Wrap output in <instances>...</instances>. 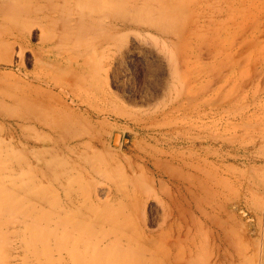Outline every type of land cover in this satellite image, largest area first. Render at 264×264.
Returning a JSON list of instances; mask_svg holds the SVG:
<instances>
[{
  "label": "rangeland",
  "instance_id": "374dc122",
  "mask_svg": "<svg viewBox=\"0 0 264 264\" xmlns=\"http://www.w3.org/2000/svg\"><path fill=\"white\" fill-rule=\"evenodd\" d=\"M3 1L28 25H0V186L31 187L34 249L4 205L0 264H91L69 255L87 232L98 264H159L127 234L163 241L172 205L264 264V0Z\"/></svg>",
  "mask_w": 264,
  "mask_h": 264
},
{
  "label": "bare ground",
  "instance_id": "6f19581e",
  "mask_svg": "<svg viewBox=\"0 0 264 264\" xmlns=\"http://www.w3.org/2000/svg\"><path fill=\"white\" fill-rule=\"evenodd\" d=\"M71 3L73 2L71 1ZM75 5L77 6V4ZM79 13L81 14L82 12L79 11L78 14L77 13L76 14L79 15ZM0 16L4 17L5 19L4 23L0 22V25L2 24L4 26H8V28L12 30H16L17 32L15 33L18 34L17 36H21L20 35L21 31L25 29L28 25L24 18L12 17V15H3L1 14V11H0ZM18 42L23 43L21 37H16L15 42L13 44H17ZM6 50L0 52V55L3 54L6 55L7 54ZM7 55L9 57L10 54ZM54 61H58V57H56ZM47 83L50 87L59 88L63 83V80H60L56 77ZM8 178L10 179V176H8L6 179ZM20 188L21 185L19 186V191L17 192L18 194H15V193H11V191L9 192L8 190L2 189V187L0 186V213L4 205L6 206V212L8 213H14V212L16 213V211L18 210L25 211L22 220L19 218L20 221L17 224V228L19 231L21 230L19 233V237H21L20 239L21 241H23L26 248L28 250H33L34 222L32 221L30 215L31 187H29V185H24L23 189ZM173 206L174 205H172V208L171 206L169 207L162 206L163 220L159 227L160 233L156 235V237L162 238L163 235V241H157L156 238H154V236L148 235L145 230L140 229V232H137L136 230H128L129 233L127 234V237L130 238L132 244L135 245V249H138L143 253H145L146 255H144V257L148 256L147 259H144L145 263L154 262L159 264H226V257H225L226 231L221 221L215 223L209 222L210 226L207 228V231L203 233V235L205 236L202 237L199 235L198 226L195 222L191 221L192 225L188 223H186L185 226L182 225V218L179 215L175 214ZM26 213L29 214H27L26 216ZM18 216L19 214L17 215V218ZM86 234L82 233L79 235V238L75 240L72 248L73 250L70 251L71 253H69V255L72 257V259L77 260L79 263L81 262L89 263L90 261L91 264H98V262L100 261L99 257L101 256L102 252H104L108 247H110V245L106 246L102 250L100 249L101 244H99L101 238L99 240V238L96 235H95L96 237L93 235L94 237L90 236V238H88L89 235ZM105 236H103L102 238L104 239ZM115 240L112 243L116 242L120 244L117 236ZM202 240H204L203 241L204 245L201 242ZM181 242L185 244L178 246V244ZM185 245L186 248H184ZM118 249L123 253H127L130 250H133L132 246L127 250H124V249H120L119 245H118ZM180 249H182V252ZM180 253H182L181 257H180ZM128 260L129 258L125 256L118 258L116 262L118 261L117 264H130L127 263ZM105 264H109V263L105 262Z\"/></svg>",
  "mask_w": 264,
  "mask_h": 264
}]
</instances>
